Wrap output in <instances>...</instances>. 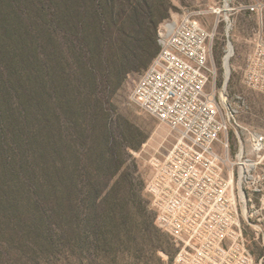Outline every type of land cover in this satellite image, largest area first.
<instances>
[{
  "label": "rangeland",
  "instance_id": "374dc122",
  "mask_svg": "<svg viewBox=\"0 0 264 264\" xmlns=\"http://www.w3.org/2000/svg\"><path fill=\"white\" fill-rule=\"evenodd\" d=\"M131 1L141 2L123 3L129 5ZM144 1L150 21L157 22L165 3ZM166 1L170 6L168 16L157 24L156 33L163 21L178 19L187 11H200L198 20L211 31L219 17L209 8L221 9L223 5V0ZM259 1L264 5V0ZM227 2L226 8L232 9L250 0ZM230 19L234 54L225 91L232 103L237 97L245 102L239 120L264 135V94L243 83V66L259 31L264 37V10L261 22L245 12H234ZM222 32V23H218L212 50L217 91L223 81ZM127 48L134 54L130 67L142 65L145 47L136 42ZM150 62L139 72L127 75L117 90L96 89L101 109L89 131H85L87 122L82 116L70 118L61 113L59 159L65 168L56 178L43 158L33 159L36 148L24 147V134L20 135L18 157L26 155L29 162H16V173L0 180V264H175L180 247L155 223V211L145 191L151 174L150 159L165 154L175 143V135L129 99ZM50 97H54L51 91ZM49 115L54 120L51 110ZM103 125L111 135L107 146ZM229 140L228 153L220 143L215 144V150L234 162L237 147L231 133ZM126 147L128 155L123 154ZM247 158L259 164L252 173L255 179L240 184L245 195L239 215L241 240L236 244L226 238L224 264H264V153L256 158L247 150ZM199 250L208 251L205 247ZM246 254L247 261L242 262L239 255Z\"/></svg>",
  "mask_w": 264,
  "mask_h": 264
},
{
  "label": "built area",
  "instance_id": "2783aa9c",
  "mask_svg": "<svg viewBox=\"0 0 264 264\" xmlns=\"http://www.w3.org/2000/svg\"><path fill=\"white\" fill-rule=\"evenodd\" d=\"M227 6V0H223L221 9L209 8L219 17L211 31L198 20L200 11H187L178 19L163 21L156 33L158 52L129 95L132 103L175 135V143L165 154L150 159L151 174L145 186L155 223L180 247L175 264H224L226 238L234 243L241 240L239 215L245 195L240 184L255 179L252 173L259 164L247 158V150L256 158L264 153V135L239 120L244 100L237 97L232 103L225 91L234 54L230 16L245 12L261 22L264 5L250 0L236 8ZM218 23L223 26L224 45L223 81L217 91L212 50ZM243 83L264 94L261 31L245 60ZM230 133L237 147L234 162L215 150V144L220 143L228 153ZM199 247L208 251L202 252ZM239 257L247 261V254Z\"/></svg>",
  "mask_w": 264,
  "mask_h": 264
},
{
  "label": "trees",
  "instance_id": "16d2710c",
  "mask_svg": "<svg viewBox=\"0 0 264 264\" xmlns=\"http://www.w3.org/2000/svg\"><path fill=\"white\" fill-rule=\"evenodd\" d=\"M163 2L152 22L144 0H0V180L16 173V162H29L18 157L21 134L24 147L36 148L33 159L43 158L55 178L63 172L61 113L82 116L89 131L101 109L96 89L117 90L158 52L156 27L170 8ZM136 42L145 61L130 67L127 47ZM103 132L110 145L108 127Z\"/></svg>",
  "mask_w": 264,
  "mask_h": 264
},
{
  "label": "bare ground",
  "instance_id": "6f19581e",
  "mask_svg": "<svg viewBox=\"0 0 264 264\" xmlns=\"http://www.w3.org/2000/svg\"><path fill=\"white\" fill-rule=\"evenodd\" d=\"M228 76V70H226V77Z\"/></svg>",
  "mask_w": 264,
  "mask_h": 264
}]
</instances>
